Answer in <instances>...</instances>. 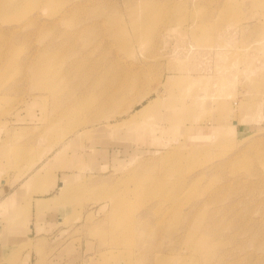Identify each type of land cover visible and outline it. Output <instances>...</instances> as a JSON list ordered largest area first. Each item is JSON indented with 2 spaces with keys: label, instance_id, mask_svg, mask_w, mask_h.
Here are the masks:
<instances>
[{
  "label": "rangeland",
  "instance_id": "1",
  "mask_svg": "<svg viewBox=\"0 0 264 264\" xmlns=\"http://www.w3.org/2000/svg\"><path fill=\"white\" fill-rule=\"evenodd\" d=\"M262 104L264 0H0V172L79 176L39 264H264Z\"/></svg>",
  "mask_w": 264,
  "mask_h": 264
},
{
  "label": "crops",
  "instance_id": "2",
  "mask_svg": "<svg viewBox=\"0 0 264 264\" xmlns=\"http://www.w3.org/2000/svg\"><path fill=\"white\" fill-rule=\"evenodd\" d=\"M51 164L42 161L19 177L0 172V264H39L73 212L65 190L78 173L63 168L52 173Z\"/></svg>",
  "mask_w": 264,
  "mask_h": 264
},
{
  "label": "bare ground",
  "instance_id": "3",
  "mask_svg": "<svg viewBox=\"0 0 264 264\" xmlns=\"http://www.w3.org/2000/svg\"><path fill=\"white\" fill-rule=\"evenodd\" d=\"M4 4H7V1L4 2ZM146 12V11H145ZM149 18V17H148ZM149 20V19H148ZM147 23V22H146ZM143 24V22H142ZM231 38V37H230ZM207 58V57H206ZM204 60H207L204 58ZM210 62V61H209ZM203 64V63H202ZM207 63H205L204 65H206ZM209 65V64H208ZM207 68V67H206ZM50 68H48V66H46V64L44 62H40V63H36L35 67H34V74L35 76L39 79L41 78L42 76H45L47 75L49 72H50ZM48 76H52V75H48ZM193 82V81H192ZM194 83V82H193ZM186 88V87H185ZM149 104L145 105L142 109L139 110V113L137 115H141L144 113V111L146 110V107L148 106ZM239 105V104H238ZM261 115H262V118L264 119V104H262V107H261V110H259ZM108 118V117H107ZM76 124V123H75ZM238 122L237 120L235 121V123L233 124L232 128L235 129V132H236V126H237ZM35 163V162H34ZM33 163V164H34ZM37 163V162H36ZM33 165H31L30 167H32ZM41 206V205H40Z\"/></svg>",
  "mask_w": 264,
  "mask_h": 264
}]
</instances>
